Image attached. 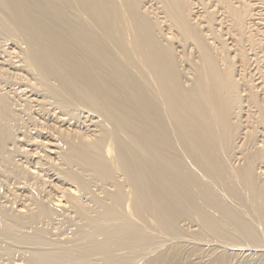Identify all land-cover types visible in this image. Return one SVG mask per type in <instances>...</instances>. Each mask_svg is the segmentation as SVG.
Wrapping results in <instances>:
<instances>
[{"label": "bare ground", "instance_id": "1", "mask_svg": "<svg viewBox=\"0 0 264 264\" xmlns=\"http://www.w3.org/2000/svg\"><path fill=\"white\" fill-rule=\"evenodd\" d=\"M0 264H264V0H0Z\"/></svg>", "mask_w": 264, "mask_h": 264}]
</instances>
